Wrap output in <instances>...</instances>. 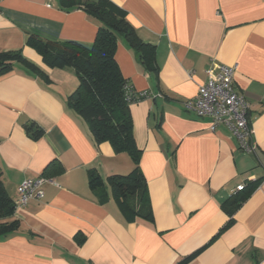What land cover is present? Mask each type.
Listing matches in <instances>:
<instances>
[{
	"label": "crops",
	"instance_id": "crops-1",
	"mask_svg": "<svg viewBox=\"0 0 264 264\" xmlns=\"http://www.w3.org/2000/svg\"><path fill=\"white\" fill-rule=\"evenodd\" d=\"M111 1L156 46L157 76L123 37L115 52L135 91L150 93L130 110L153 219L129 221L112 197L98 201L89 171L106 179L129 173L134 162L109 141L97 143L68 106L76 70L48 66L27 45L32 34L91 45L96 20L58 0H0V51L22 49L44 72L16 63L0 75L2 182L16 200L24 179L52 162L64 166L60 174L48 170L42 199L15 207L9 219L20 227L0 236V264H177L202 247L184 264H264V0ZM220 64L237 66L254 151L224 124L212 130L209 116L184 107L207 80L205 70ZM32 121L44 129L38 139L26 132ZM242 183L250 191L230 221L225 204Z\"/></svg>",
	"mask_w": 264,
	"mask_h": 264
},
{
	"label": "trees",
	"instance_id": "trees-1",
	"mask_svg": "<svg viewBox=\"0 0 264 264\" xmlns=\"http://www.w3.org/2000/svg\"><path fill=\"white\" fill-rule=\"evenodd\" d=\"M65 10L82 9L98 23V30L91 45L73 41L44 40L32 34L27 45L34 48L50 67H73L79 77L77 88L67 97V104L74 109L89 125L90 132L97 143L109 141L114 151L127 152L133 162V169L127 174H113L104 179L98 172L89 171V186L100 203L112 197L120 211L129 221L138 218L152 220L153 211L149 202L148 185L142 172L140 161L142 150L137 146L133 134V121L130 105L150 96L139 94L127 80L115 58L119 37L138 55L145 69L155 76L158 74L156 46L145 42L136 28L127 19L126 12L111 0H58ZM23 63L44 75V72L29 61L22 49L0 51V75L11 69L14 64ZM251 126L250 114H248ZM27 134L38 139L44 129L36 122L25 124ZM251 141V140H250ZM251 145V143H250ZM57 174L64 171L61 163H50L43 172L48 177L51 168ZM48 172V173H47ZM260 181L250 182L251 186ZM238 190L227 200L225 208L233 220V214L245 201L250 185ZM16 207L7 192L0 176V236L17 231L20 222L12 217ZM204 247L196 250L177 264H184L195 257Z\"/></svg>",
	"mask_w": 264,
	"mask_h": 264
},
{
	"label": "built area",
	"instance_id": "built-area-1",
	"mask_svg": "<svg viewBox=\"0 0 264 264\" xmlns=\"http://www.w3.org/2000/svg\"><path fill=\"white\" fill-rule=\"evenodd\" d=\"M236 69V65L226 64H220L215 71L207 68V80L198 87L195 97L184 101V107L196 116H209L212 130L224 124L236 135L242 148L254 151L252 127L248 119L250 104L235 87ZM49 181L50 178L43 174L24 179L17 187L16 206L24 205L32 199H42L45 196L44 185ZM243 187L244 183L238 185L239 190Z\"/></svg>",
	"mask_w": 264,
	"mask_h": 264
}]
</instances>
